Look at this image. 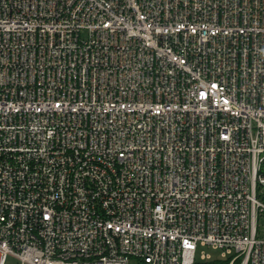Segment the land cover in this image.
Masks as SVG:
<instances>
[{"label":"built area","instance_id":"built-area-1","mask_svg":"<svg viewBox=\"0 0 264 264\" xmlns=\"http://www.w3.org/2000/svg\"><path fill=\"white\" fill-rule=\"evenodd\" d=\"M262 188L264 0H0V264H264Z\"/></svg>","mask_w":264,"mask_h":264},{"label":"rangeland","instance_id":"rangeland-1","mask_svg":"<svg viewBox=\"0 0 264 264\" xmlns=\"http://www.w3.org/2000/svg\"><path fill=\"white\" fill-rule=\"evenodd\" d=\"M258 199L264 203V188L261 189V194L258 196ZM258 226H259V229L261 232V230L264 226V212H261L259 215ZM200 252H205V253L209 254L212 257V259H219L220 258V250L212 249L209 246L199 247L197 249V253H196L197 258L199 257ZM6 264H17V262L12 258H8V260L6 261Z\"/></svg>","mask_w":264,"mask_h":264}]
</instances>
